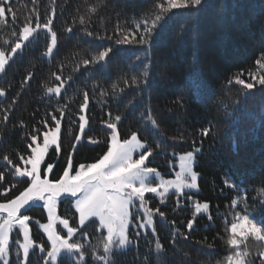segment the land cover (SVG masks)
Returning a JSON list of instances; mask_svg holds the SVG:
<instances>
[{"label": "trees", "instance_id": "16d2710c", "mask_svg": "<svg viewBox=\"0 0 264 264\" xmlns=\"http://www.w3.org/2000/svg\"><path fill=\"white\" fill-rule=\"evenodd\" d=\"M158 2L164 0H5L2 6L11 12L0 22V50L11 51L24 23L35 26L37 20L43 24L49 18L57 33V45L48 58L44 57L49 36L44 31L36 32L0 75V88L5 90L0 98V172L5 174L0 183V202L14 198L27 187V179H15L14 168L3 157L7 155L13 164L24 166L20 157L27 159L31 154V136L37 135L40 142L42 133L55 126L53 115L61 121V151L58 154L53 148L46 157V163L55 164L50 175L53 180L62 175L70 152L76 167L102 156L111 133L107 124L116 123L120 139L137 133L147 145L145 151L153 152L149 165L163 175L170 174L174 155L201 149L194 163L199 173L198 192L190 195L209 202L212 219L208 215L194 216L193 201L174 192L164 203L146 196L148 208L159 209L165 217L154 214L155 233L142 232L137 227L140 215L132 209L128 235L133 244L126 251L113 253L115 264H227V256L236 250L227 244L231 238L227 229L235 214L251 213L250 218L264 219V192L260 191L264 189V85L258 83L264 68L256 63H264V0H203L196 9L168 14L150 44L117 45L116 40L125 35L131 39L135 33L139 37L143 21L151 23L158 14ZM90 7L97 11L91 13ZM81 16L85 25L79 23ZM69 26L73 27L70 33L66 31ZM86 32H92L93 37ZM97 35L102 39H95ZM108 48L112 52L106 64L83 66L84 59L91 60ZM145 65L147 77L141 75ZM29 73L31 77L26 80ZM53 73L66 81L58 96L46 95L47 87L61 83ZM133 76L141 81L138 87L131 85ZM237 77L252 83L253 88L236 83ZM124 80H128V87ZM113 84L117 85L115 89ZM85 93L86 129L73 150ZM149 110L158 128L155 134L150 122L145 126L140 118L142 113L147 118ZM231 112L235 113L233 120L239 118V124L229 128L227 116ZM116 116L121 120L116 121ZM206 127L210 132L203 137L200 130ZM90 139L98 142L93 144ZM225 179L237 187L226 186ZM5 189L7 195H3ZM234 198L238 200L235 206ZM23 214L30 217L32 240L45 250L43 254L37 248L31 250L25 264H44L49 243L36 223L46 221L44 209L36 205ZM58 214L68 219L70 226H78L70 198L59 202ZM189 219L194 220L191 231L187 228ZM177 229L187 239L177 235L173 244L172 233ZM85 234L84 264H101L94 261L92 252L95 249L103 255L98 245L105 232L99 230L97 220L90 219L72 242L84 244ZM20 239L15 229L11 233L10 264H22ZM157 239L163 246L159 255L150 249ZM238 239L242 241L239 250L249 253L246 264H260L264 241L253 236ZM67 257L60 256L57 264H73L79 254L72 261Z\"/></svg>", "mask_w": 264, "mask_h": 264}, {"label": "snow or ice", "instance_id": "6c2138e0", "mask_svg": "<svg viewBox=\"0 0 264 264\" xmlns=\"http://www.w3.org/2000/svg\"><path fill=\"white\" fill-rule=\"evenodd\" d=\"M5 0H0V22L6 19V13L11 12V9L5 8L2 5ZM203 0H164V3H156L155 7L159 10L158 14L154 16L151 23L147 19L143 21V32L139 34L137 38L133 33L131 39L125 35L123 39L116 40V44H132L135 42L138 45L144 46L150 44L155 33L158 32L160 27H163V23L169 18L168 14L173 10H186L196 9L201 6ZM89 11L95 13L96 7H90ZM13 19H15L13 14ZM53 21L49 18L45 23L41 24L36 22L35 27L31 26V22L24 23L19 31V38L17 42L11 47L10 52L0 50V73L5 70V66L9 63L18 50L22 49L25 42L29 41L34 34L40 30L45 29L50 33L51 41L47 45V52L45 55H51L53 49L57 45V33L52 30ZM75 23V21H74ZM80 25H85V19L83 16L79 19ZM140 25L137 23V30L139 31ZM72 26H69L66 31L71 32ZM120 30L117 29V34ZM15 35V33H13ZM86 35L93 37L92 32H86ZM95 39H102L100 36H95ZM112 52L111 48L100 51L97 55L93 56L91 60L84 59L82 61L83 66H103L106 64V58ZM140 58H138L139 60ZM256 63L264 68V63L257 60ZM79 65H77L76 71H79ZM148 65L144 66V71L141 73L143 77L148 75ZM53 76L61 83L57 87H47L46 92L49 94L55 93L59 95L61 89L65 87V80H62L60 76ZM29 77L25 79H29ZM70 79V78H69ZM141 81H138L135 76L132 77L131 85L139 86ZM236 83L243 85L246 89L251 90L253 88L252 83H245V81L236 78ZM260 85H264V76H261L258 80ZM126 87L129 86L128 80H124ZM114 89L116 84L112 86ZM123 91V90H121ZM5 95V90L0 88V97ZM199 95V93H197ZM88 103V94H84V103L81 104V111L84 110ZM60 115L63 116L64 112L61 110ZM234 112L228 114L227 119L231 121L228 125L229 128L235 127L239 124V118L235 120L232 117ZM145 121V126L150 122L153 133L158 131L156 121L152 118L151 112L147 118L143 113L140 117ZM7 119V117H5ZM52 120L55 122V126L48 131L43 132V143H36L37 135L31 136V143L28 144V148L31 149V154L25 159L20 157L25 167H20L18 164H13V161L9 159L7 155L3 157L4 161L8 165H12L14 172L12 173L15 179L24 182V178H27V187L19 192L14 198L7 200V202L0 203V261L3 264H10L8 260L10 254V233L14 229L18 228L19 233L23 236V242L18 244V249L22 250L25 260L30 255V250L34 247L39 248L40 253H44L43 245H36L30 236L29 220L30 217L24 215L22 210L27 211L31 207L37 205V202L42 201V207L47 212V223H36L39 228L47 235V240L50 243V248L44 256L45 264L49 261L52 264H56L58 257L61 253H67L68 259L73 260L75 254H79L78 261H73V264H84V248L87 243V235L83 236L84 244L80 242H72V238L77 234L78 229L72 227L69 224V220L62 218L56 214L57 200L67 195L74 198V207L76 213L79 214V226L82 229L90 218L98 219L99 230H106V235L102 237L98 247H102L103 255H98L93 249L92 256L94 261H100L101 264H115L112 259L114 252L126 251L129 246H132L133 242L129 238L128 229L131 223V207L139 202V208L143 209L144 220L138 227L146 228L151 227L153 233H155L153 215L158 214L162 219L165 217L163 212H159V209L152 210L146 206V193H152L159 196L161 203L165 202V198L170 194V190H175V193L179 196L183 194L185 189H198V177L199 173L194 170L195 154L200 152L201 149L196 148L193 151H188L179 156V172L175 174V179H165L155 168H149L146 165V160L153 155L151 149L145 151L147 148L145 143H142L138 138L136 132L131 133L127 139H120L117 132L116 123H108L107 128L111 130L110 137L107 143V150L100 156L95 162L88 164H80L78 167L74 165L73 154L70 152L67 156L66 166L63 168L62 175L58 179L52 180L48 176L54 170L55 164L48 163L47 167L43 169V178H41V166L46 163L45 157L51 146H55V151L59 154L61 151L59 138L61 130V121L52 116ZM116 121L121 120V116L115 117ZM79 128L83 133L87 120L84 115L79 116ZM44 123L47 128L48 125ZM23 125V122H21ZM38 131V130H36ZM210 132V128H203L200 130L201 136L207 137ZM81 135L75 136V141L81 140ZM90 142L95 144L98 141L91 140ZM35 144V147H33ZM77 143L72 144V149L75 150ZM159 147V144L157 145ZM138 152V158H134L133 153ZM30 166V167H28ZM74 170V174L72 171ZM155 179L157 182L152 183ZM5 180V174L0 172V183ZM224 184L231 188L237 186L230 182L228 179L224 180ZM16 185H12L15 187ZM246 191V190H245ZM264 192V189L260 190ZM8 190L5 189L3 195H7ZM191 200V197L188 198ZM238 200L233 199L232 205H237ZM179 206V201H177ZM195 212L199 214L209 213V202H195ZM247 208V205H245ZM251 213L243 214L236 213L234 222L231 223L227 229L231 233V238L227 240L229 246L235 247L233 254L227 256V264H246L245 258L249 253L247 250L240 251L239 245L241 239L253 236L260 241H264V219L257 221L255 218H250ZM208 219L211 220V214L209 213ZM57 224L62 226L63 230H66V235H61L57 231ZM194 227V220L189 219L187 221V228L191 231ZM139 236V232L136 233ZM180 235L184 239L187 236L183 233H179L177 229L172 233V243L175 244V237ZM150 249L156 255L163 252V246L156 240L154 248L150 245ZM19 254V253H18ZM260 264H264V252L260 253Z\"/></svg>", "mask_w": 264, "mask_h": 264}, {"label": "rangeland", "instance_id": "374dc122", "mask_svg": "<svg viewBox=\"0 0 264 264\" xmlns=\"http://www.w3.org/2000/svg\"><path fill=\"white\" fill-rule=\"evenodd\" d=\"M32 27H35V26H32ZM38 31H44L46 34H48V36H49V43H50V41H51V36H50V33H48L47 32V30H45V29H40V30H38ZM37 31V32H38ZM34 36H35V34H34ZM33 36V37H34ZM32 37V38H33ZM26 43V42H25ZM24 43V44H25ZM23 47V46H22ZM21 50V49H20ZM20 50H18L17 52H19ZM46 52H47V50H46ZM45 52V53H46ZM45 53L43 54V56L44 57H46V58H48L50 55H45ZM16 54V53H15ZM14 54V55H15ZM13 55V56H14ZM0 75H1V73H0ZM57 86H59V85H56V86H53V87H57ZM61 91H62V89H61ZM46 95H56L55 93H52V94H49V93H47L46 92ZM56 96H58V95H56ZM0 98H2V97H0ZM80 115H84L85 116V108H84V110L83 111H81V113L78 115V119H79V116ZM86 118V117H85ZM79 123H80V121H79ZM85 129H86V126H85ZM84 129V130H85ZM50 130V129H49ZM48 131V130H47ZM78 135H81V137H82V133L80 132V128H79V133H78ZM80 141H82V138H81V140ZM79 141V142H80ZM79 142H75V143H79ZM36 143H39V144H42L43 143V133H42V137H41V141L40 142H37L36 141ZM143 143V142H142ZM33 147H35V144H33ZM55 149V146L53 145V146H51L50 148H49V151L51 150V149ZM145 150V149H144ZM49 151H48V153H49ZM48 153L46 154V157H47V155H48ZM186 153V152H185ZM182 154H184V153H179V154H176V155H174L173 157L175 158V160L174 161H172L169 165L170 166H172V168L170 169V174L169 175H163L156 167H153V166H151V165H149V163H148V161H149V158H148V160H146V165H147V167H149V168H155V169H157V171L165 178V179H175V174L177 173V172H179V156L180 155H182ZM133 156H134V158H138V152H134L133 153ZM46 157H45V160H46ZM47 164L48 163H44V164H42V166H41V178H43V175H44V173H43V169L44 168H46L47 167ZM26 165H24V166H22V167H25ZM28 167H30V166H28ZM72 174H74V170L72 171ZM50 175H51V173L49 174V176H48V178L49 179H52L51 177H50ZM27 179V178H26ZM53 180V179H52ZM153 184L154 183H156L157 181L155 180V179H153L152 181H151ZM172 192H174L175 193V190L173 189V190H170V193H172ZM198 192V189H185L184 191H183V194L182 195H180V196H185V197H187V198H189V197H191V200L193 201V203H192V206H193V212H194V216H200V215H209V213H204V214H199V213H196L195 212V202H205V201H198L197 200V198H195V197H192L190 194H195V193H197ZM188 194V195H185V194ZM146 196H153V197H156V198H158V199H160L159 198V196H157V195H155V194H152V193H146L145 194V197ZM64 198H70L71 200H72V206H73V208L75 209V207H74V198H71V197H69V196H67V195H64V196H62V197H60L58 200H57V204H56V214L58 215V216H60L59 214H58V204H59V202L62 200V199H64ZM146 199V198H145ZM7 202V201H6ZM0 203H4V202H0ZM42 204H43V202L42 201H40V202H37V205H39V206H42ZM146 206L148 207V205H147V200H146ZM43 208V207H42ZM44 209V208H43ZM132 209H133V212H137L140 216L139 217H137V220H138V224H137V227H138V225L141 223V222H143V220H144V215H143V212H144V210L143 209H140L139 208V202L137 201L136 202V204H134L132 207H131V209H130V212H131V214H132ZM24 210H22V212H23ZM44 212H45V214H46V221L45 222H42V223H47V212H46V210L44 209ZM61 217V216H60ZM63 218V217H62ZM66 219V218H65ZM90 219H95V220H97V222H98V219H96V218H90ZM131 219V218H130ZM77 221H78V226L76 227L78 230L80 229V226H79V214L77 213ZM132 224V220H131V223H130V225ZM38 228H39V225H38ZM56 228H57V231L58 232H60V234L61 235H66L67 233H66V230H63L62 229V226L61 225H59V224H57V226H56ZM139 228V227H138ZM30 229V228H29ZM142 232H145L146 230H148V231H152V228L151 227H146V228H139ZM15 230V229H14ZM13 230V231H14ZM16 230H18V232H19V229L18 228H16ZM39 230H40V232L45 236V238H46V240H47V235L44 233V231L42 230V229H40L39 228ZM104 232H105V235H106V230H103ZM20 234V233H19ZM30 236H31V234H30ZM20 241L18 242V244L19 243H22L23 242V236H22V234H20ZM48 241V240H47ZM10 243H11V233H10ZM49 243V242H48ZM37 245V244H36ZM36 247H34L33 249H35ZM49 248H50V243H49ZM32 249V250H33ZM38 250H39V248H37ZM31 251V250H30ZM48 251V250H47ZM39 252H40V250H39ZM20 253H21V262H22V264H25V262H26V260H25V258L23 257V253H22V250H20ZM46 254H47V252H46ZM62 255H68L67 253H61V255L60 256H62ZM59 256V257H60ZM58 257V258H59ZM8 260H9V257H8ZM76 261H78L77 259H76ZM99 263H101L100 261H98ZM0 263L1 264H3V261H0ZM44 264H45V262H44ZM48 264H52V262L51 261H49L48 262ZM56 264H57V262H56Z\"/></svg>", "mask_w": 264, "mask_h": 264}]
</instances>
